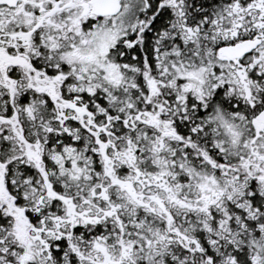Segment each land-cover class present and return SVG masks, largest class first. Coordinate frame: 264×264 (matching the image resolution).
<instances>
[{
	"label": "snow or ice",
	"instance_id": "obj_1",
	"mask_svg": "<svg viewBox=\"0 0 264 264\" xmlns=\"http://www.w3.org/2000/svg\"><path fill=\"white\" fill-rule=\"evenodd\" d=\"M0 264H264V0H0Z\"/></svg>",
	"mask_w": 264,
	"mask_h": 264
}]
</instances>
